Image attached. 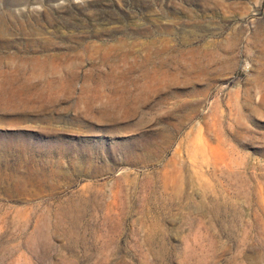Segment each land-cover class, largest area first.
I'll return each mask as SVG.
<instances>
[{
  "label": "rangeland",
  "instance_id": "374dc122",
  "mask_svg": "<svg viewBox=\"0 0 264 264\" xmlns=\"http://www.w3.org/2000/svg\"><path fill=\"white\" fill-rule=\"evenodd\" d=\"M0 264H264V0H0Z\"/></svg>",
  "mask_w": 264,
  "mask_h": 264
}]
</instances>
